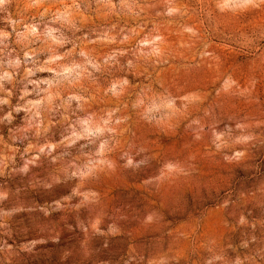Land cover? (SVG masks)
Here are the masks:
<instances>
[{"label":"rangeland","instance_id":"374dc122","mask_svg":"<svg viewBox=\"0 0 264 264\" xmlns=\"http://www.w3.org/2000/svg\"><path fill=\"white\" fill-rule=\"evenodd\" d=\"M75 2L74 28L52 21L60 0H42L38 7H29L33 0H7L0 6V30L9 33L7 47L0 43V70L13 73L11 82L0 80L7 90H0V98L8 101L0 103V264L161 259L163 264H204L214 253L227 261L237 256L259 261L264 246V0H227L247 6L223 9L219 5L225 0H135L141 7L133 12L120 0ZM27 24L59 28L70 42L54 51L75 44L71 59L81 60L76 52L83 47L101 63L100 70L85 65L92 76L82 87L56 85L52 72L35 70L52 54L43 39L17 43L16 34ZM133 30L140 36L162 35L161 54L137 52L135 38L119 42ZM102 33L116 43H88ZM32 50L31 58L23 55ZM112 51H117L114 62L102 63ZM14 58L18 67L5 63ZM128 60L140 65L139 75L129 71ZM25 68L34 70L25 75ZM121 76L137 88L151 83L159 90L162 84L178 105L182 96L198 99L166 128L130 116L116 137L119 145L105 156L111 167L104 164L83 179L73 176L74 169L64 170L70 160L80 164L85 153L96 158L91 155L95 145L82 139L68 147L58 143L68 125L84 115L68 93L89 97L86 110H100L110 106L103 89ZM44 79L53 80L50 90L60 96L28 108L27 101L45 97L41 89L49 88L28 81ZM47 143L58 146L40 152ZM125 153L143 162L125 167ZM169 164L176 170L165 168Z\"/></svg>","mask_w":264,"mask_h":264},{"label":"clouds","instance_id":"9594fccd","mask_svg":"<svg viewBox=\"0 0 264 264\" xmlns=\"http://www.w3.org/2000/svg\"><path fill=\"white\" fill-rule=\"evenodd\" d=\"M42 0H33V4H30L29 7L36 6L38 7ZM7 3V0H0V6H3ZM122 7L127 8L129 12H133L134 9L140 8L141 6L135 2V0H120ZM60 7L56 8L53 12L51 19L55 22H60L62 26L65 27H75V20L79 13L78 5L75 0L71 2H66V0H60ZM233 8H244L246 4H233L230 5L227 0L224 3L220 4L221 9L227 7ZM109 7H113L109 3ZM48 9L45 8L43 12L40 13L41 16L47 12ZM138 14V13H137ZM171 14V10L168 12ZM12 23V21H9ZM140 30H133L131 35H125L119 41L120 43H125L130 39H136L137 52H141L142 55H153L159 56L162 52V49L165 45L164 37L159 33H151L140 36ZM17 43L21 41H27L29 37H34L36 39H43V42L48 46V50L52 53L50 54L42 64L37 65L35 70L38 71H50L53 73L54 77L58 78L55 80V84L61 87H82V82L89 80L92 76L88 68L85 65H90L94 70H100L101 63H98L96 58L91 56L90 51L85 50L81 47L76 55L81 57V60L71 59L73 51L76 50L77 46L72 45V48L69 50L57 53L54 51L56 47L63 46L66 43H69V39L60 32L59 28H54L49 24H45L43 29L40 30L37 24H27L24 26V31L18 32L17 34ZM9 36V33L6 31L0 30V43H4ZM116 43L115 37L109 35L108 33L98 34L95 39L88 41V43ZM4 47H7V44L4 43ZM147 49L146 52L142 51ZM2 51V50H0ZM35 50L25 51L23 55L25 57L31 58ZM117 51H112L107 53L102 58V63L107 64L110 61H113V58L116 56ZM119 54L123 55V51L120 50ZM6 55V53H5ZM5 63H11L14 66L18 67L20 65V60L14 58L11 61H5ZM35 63V61H33ZM130 67L129 71L139 75L137 69L140 67L139 64L134 63L133 60H128L126 62ZM34 69L25 68V75H31ZM13 73H10L7 69L0 70V80H6L11 82ZM66 82V84H65ZM28 83L33 84L35 87H39V84L44 83L49 85V88L41 89L46 93L45 97L37 100L27 101L26 104L28 108H33L36 105L41 103V100L50 101L53 96L59 97V91H51L50 89L53 86V80L44 79V80H29ZM0 90L7 91L3 89V85L0 84ZM27 89L23 90L22 95L26 94ZM11 93L9 92V95ZM103 95L108 98L110 106L104 107L100 110H86L84 105L89 101V97L78 95L75 92H69V99H74L78 101L77 107L84 112V115L78 116L75 121L68 125L69 131L68 134L63 136L62 139L58 142L59 144L64 145L65 147L72 146L77 140H84L88 144H94L95 150L91 154L96 159L93 160L89 154H83L85 159L82 163L77 164L74 160H70L66 168L70 167L74 169L71 173L73 176H77L81 179L86 178L92 175L98 168L102 165L107 164L108 167H111V161H107L105 156L107 153H110L114 147L119 145L120 141L116 137L123 133L126 130L127 122L130 119V116H134L137 122H144L149 124H154L160 128H166L171 125V122L175 120L179 115H181L184 109L187 107L188 103H192L194 98L191 96H182L179 97L180 101L183 103L178 105V98L175 96L168 88L163 87L161 84L160 89L157 90L152 87L151 83L145 84L139 88L131 85L127 76L114 77L112 78L107 86L103 89ZM6 98H0V103H7ZM65 106L67 105V100L64 102ZM27 110V108H26ZM35 115L38 117L39 112H35ZM67 119V117H65ZM217 141H222V134H214ZM58 145L54 143H47L40 145L39 151L44 152L45 148L49 151L56 148ZM33 147L29 144L28 148ZM83 147V145H81ZM132 145H129L131 148ZM217 147H220V144L217 143ZM25 149V151L28 150ZM140 151H143L141 148ZM243 153H236L237 156L242 155ZM125 155V167H136L138 164L143 161H133L130 155ZM55 159V157L53 158ZM27 165H25L26 167ZM169 171H175L174 165H165ZM75 191V190H74ZM67 199V197H65ZM59 207V203L57 202ZM148 222H151L152 216L149 215L146 217ZM243 247H247V243H243ZM211 251V249H209ZM258 255H260V260H256L252 256H244L243 258L237 256L234 259L227 261L220 254L214 253L211 257L205 260L204 264H214L215 261H222L223 264H264V246L259 249ZM149 264H163V260H151Z\"/></svg>","mask_w":264,"mask_h":264}]
</instances>
